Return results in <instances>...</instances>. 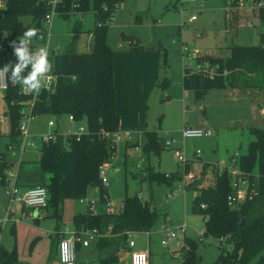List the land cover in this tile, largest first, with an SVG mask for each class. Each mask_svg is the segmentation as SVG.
Returning <instances> with one entry per match:
<instances>
[{"label":"trees","instance_id":"obj_1","mask_svg":"<svg viewBox=\"0 0 264 264\" xmlns=\"http://www.w3.org/2000/svg\"><path fill=\"white\" fill-rule=\"evenodd\" d=\"M123 2L93 0L90 7L87 0H61L57 6L59 17L69 18L74 12L92 13L97 24L92 30L89 52L80 54L70 49L55 56L52 68L56 78L54 91H42L31 110L35 117L73 116L77 123L84 122L87 126L88 133L80 141L69 138L67 146L64 138L59 136L57 142H50L39 151V164L47 176L43 187L48 190L49 207L54 209L56 217L61 215L66 199H81L89 188L100 185V168L110 162L113 154L111 138L103 137L104 133L119 132L120 123L114 88V52L107 43V36L114 12ZM0 4L4 8L0 11V67H3L10 61L15 63L10 43L18 41L24 31L31 28L37 30L38 37L47 36L44 21L49 12V0H0ZM23 18H28L29 23L25 24ZM80 33L75 30V38ZM123 39L132 48L139 46L128 38ZM31 40L29 48L32 50L46 44L45 39L33 37ZM163 57L160 70L169 67L166 56ZM204 60L219 64L221 70H227L229 74L205 80L184 68V88L193 90L198 100H202L209 90L224 87L264 91V44L232 47L228 57L205 55ZM169 86V79H165L164 88ZM31 101L32 95L22 94V86L8 78V87L0 98V136L8 137L10 144L19 141L20 112L23 104ZM3 127L7 129L6 134ZM253 135L256 141L240 166L239 177L247 184L246 199L242 203L230 206L228 198L234 191L232 178L227 170L219 171L213 164L186 162L183 175L177 172L166 175L149 167L147 176L143 177L151 185L171 187L185 182V190L197 194L193 213L205 218L204 237L218 239L222 250L214 264H264V130H254ZM129 147L141 148L146 156H159L164 150V142L162 136L152 131L145 133L142 143ZM3 156H0V185L7 183L6 171L13 164ZM162 219L151 201L133 196L125 198L119 212L76 215L74 230L76 233L97 230L98 249L109 253L101 264H117L118 251L128 249V234H148L160 226ZM225 244L232 249L228 251ZM197 249L198 242L188 238L183 264H201ZM0 264L18 262L14 253H8L0 246Z\"/></svg>","mask_w":264,"mask_h":264},{"label":"rangeland","instance_id":"obj_2","mask_svg":"<svg viewBox=\"0 0 264 264\" xmlns=\"http://www.w3.org/2000/svg\"><path fill=\"white\" fill-rule=\"evenodd\" d=\"M87 1L88 5L92 7L93 0ZM3 10V5L0 4V11ZM191 16H195L197 20L188 23L187 19ZM23 22L28 24L29 19L23 18ZM96 24L97 20L92 13L74 12L69 18L56 15L53 18L50 36L45 45L48 47L52 68L56 55L66 53L70 49H74L80 54L89 52L93 42L92 30ZM75 30L81 32L77 38L74 36ZM262 35H264V26L257 12L228 10L224 0H124L114 12L107 36V43L114 52V87L116 108L120 121L123 120L129 124L133 119L131 116L133 109H139L143 119L148 116V122H151L153 120L151 118L156 115L161 117L165 114L170 108L168 96L176 97L182 91L179 83L183 79L184 68L194 67L193 69H195L196 67V60L182 53L183 46L188 47L192 54L200 53L197 56L198 64L209 68L207 64L202 62L205 54L213 52L212 54L220 57H228L232 47L263 45ZM123 38H128L139 46L132 48L130 43ZM163 56H166L169 67L166 69L162 67L160 70ZM157 63L159 70L156 74L155 66ZM46 75H52V69ZM157 75L160 78L159 82ZM165 79H169L171 87L163 90ZM143 92L146 93V103L144 100L140 101ZM249 94L251 92L244 89H236L235 92L230 90L223 93L210 92L204 99V105H201L195 100L193 92H190L187 100L188 120L190 123L196 124L201 119L208 116L212 117L211 114L220 112L221 108L224 107L223 100L228 103L233 98H248ZM172 102V108L178 107V103ZM240 103L243 106L245 102ZM261 106L263 105L261 104ZM261 106L253 103V107L257 111L255 126L263 129L264 117L261 115ZM224 110L243 112L239 106L228 107L227 109L224 107ZM50 122L55 123L54 129L49 127ZM80 125L71 123L69 116L59 118L43 115L33 118L29 131L30 136L34 137L35 142L41 146L40 137L42 135H49L54 131L68 135L75 132ZM155 129H159L158 123H155ZM126 132L132 135L127 141L123 138ZM140 137L132 129L120 131L121 140L117 143L115 157L107 171L109 186L105 197L108 198V201L103 199L102 193L97 187L89 188L84 198L89 201V204L94 202L91 212L93 214H101L106 210L117 212L123 207L126 197L139 196L143 200L151 201L156 210L163 216L159 227L165 225L175 230L186 227V236L198 242L197 256L200 257L201 264H214L222 250L219 247L218 239L200 237L205 229V218L193 213L194 200L197 194L185 190V182H179L173 187H168L166 185H151L148 180L142 181L140 179L147 176L146 171L150 170L149 167L155 172L165 174L179 172L183 175L184 163L181 164L176 160L174 148H181L185 153L186 161L194 160L198 158L196 155L193 156V152H195L194 139L183 140L181 134L173 135L172 137L178 146L170 149L164 148L159 156L152 154L147 157L142 150L132 152L129 149L128 156L125 158V145L138 143ZM168 138H166L167 141ZM9 144L10 139L8 137L0 136V156L4 155L6 161L13 163L9 171L18 175L17 183L20 185L26 180L35 179V172H39L41 169L38 164L39 150L27 149L22 156V163H19V154L15 151L10 152L8 150ZM26 166L34 168L33 172L25 173L24 168ZM137 166L142 167L138 168ZM14 182L11 179L6 184L0 185V218H4V210L7 211L9 208V197L6 190H12ZM241 190L244 191L243 186ZM169 194L172 195L170 198L168 197ZM108 204L112 205L110 209ZM87 205L86 203L82 204L80 198L66 199L63 202L61 212L64 221L63 228H71L76 213L89 212L90 207ZM19 210L20 206L14 204L12 207L13 214L8 218L9 222L6 223V225L8 224L7 233L3 241V234L0 235V244L9 247L18 244L16 236L9 233L15 221H19L18 216L21 215ZM42 211L47 216L39 228L44 230L45 235L32 240L33 242L28 246L27 255L28 253L31 255L34 249L39 247L44 252L43 261L46 264L49 262L55 264L52 260L55 257H51L53 238L56 237L54 212L52 207ZM22 221L29 223L30 226H35L33 221L28 222L24 218ZM159 227L157 226L150 232V237L147 234H134L133 240L136 246L133 251L149 252L150 264H183L181 258L174 259L172 254L161 246L162 234L159 233ZM26 233H29V230H26ZM8 234L10 238H8ZM54 241H56L55 238ZM224 246L228 251L232 249L227 244ZM87 253L88 259L81 263L77 261V264H99L95 260L97 252L94 243L87 249Z\"/></svg>","mask_w":264,"mask_h":264},{"label":"crops","instance_id":"obj_3","mask_svg":"<svg viewBox=\"0 0 264 264\" xmlns=\"http://www.w3.org/2000/svg\"><path fill=\"white\" fill-rule=\"evenodd\" d=\"M224 1L226 2V0H224ZM212 53H207L205 55L219 56V55H215ZM158 63L155 66L156 74L159 70L158 69ZM151 77H152V75H151ZM156 77H157V80L159 82L160 81L159 76L157 75ZM179 84L182 88V91H181L182 93L180 92V94L176 95V97L172 96V95L168 96L170 99L168 101V104H169L168 106L170 108L167 109L165 114L161 115V117L156 115L154 118H151V119H153L151 122H148V116L144 117V119H143V117L140 115L139 109L138 110H136V109L132 110V107H130V109L132 110L131 116L133 117V119L131 120V122L129 124H126V122L121 120L119 123V132L121 130H125V129H132L134 132H137L138 135L141 136L139 138L138 143H142L144 138H145V133H147V132L156 131L160 136H162L163 142H165V141H167V139H166L167 137L170 138V139L168 138V141H170V140H175V139H173L174 137H172L173 135H178V134L182 135V131L185 127H190L193 129H210V130L214 131L213 137L204 138V139H194L193 140L194 141L193 146H194L195 152L201 151V154L198 158H196L194 160L187 161V162L200 161V162L207 163V164H213V165H216L218 167L219 171L227 170L229 172L230 170H233V169L240 170L241 161H242L243 157L248 154L251 144L256 141V137H255V135H253V131L254 130H264V128L262 129V128H258L255 126L256 125L255 122L257 120V111L253 107V103L254 104L257 103L259 106H261V104H262L263 106H261V115L264 117V91L259 90V89H248V88H241V87L240 88L239 87L238 88L224 87V88H220V89H211L207 92V94L210 92L223 93L227 90L235 92L236 89L248 90L249 92H251V94H249L248 98L245 97V99L233 98L228 103H226V101H224V100L222 101L223 106L226 107V109L228 107L232 108L234 106H239L243 109V112L224 110V107H222L221 108L222 110L220 112L218 111L217 113L211 114L212 117H209V116L205 117L204 119H201V121H199L198 123L192 124L188 120V112L189 111H187V107H188L187 106V104H188L187 100H188L189 93L193 92L195 100L201 105H204L203 104L204 99H205L207 94L204 96V98L202 100H198L196 98L195 92L193 90H186L184 88L183 79L181 80V82ZM170 87H171V84L169 87L164 88L163 90L169 89ZM169 92H171V91L169 90ZM141 100L142 101L144 100V103H146L147 98H146L145 92L142 93V96L140 97V101ZM172 101H175L176 104L178 103V107L172 108L173 107ZM240 102H245V103H243L244 105L241 106ZM117 113H118V111H117ZM221 113H222V115H220ZM155 123H158L159 129H155ZM3 132L5 134L7 133V129L5 127H3ZM183 140H184V138H183ZM129 146H131V145H129V144L125 145V151H126L125 152V158L128 156V150L129 149L132 152H136V150L133 147H129ZM176 146H178L177 142H176L174 147H176ZM176 149L181 150L180 147L174 148V150H176ZM140 150H142V149L140 148ZM195 152H193L194 153L193 156L196 155ZM184 156H185V153H184ZM147 157H149V156H147ZM175 158H176V156H175ZM39 160H40V156H39ZM39 160H38V164H39ZM176 160H177V158H176ZM19 161H20V158H19ZM21 163H22V159H21ZM33 169L34 168H32L31 166H26L24 168V172L25 173H27V172L32 173ZM174 173H176V172H174ZM177 173H179V172H177ZM35 174H36L35 179H33L32 181L26 180V181L22 182L20 185L17 183V179H16L15 184H16V187L20 193H25L29 189L36 188L39 186H44L46 184L47 176L42 171V169H40L39 172H35ZM166 175H169V174H166ZM140 179L142 181H145L143 179V177H141ZM175 184H177V183H175ZM18 185H19V187H18ZM166 186L170 187L169 185H166ZM173 186H171V187H173ZM245 186H243L244 189H245ZM169 196H172V195L169 194L168 197ZM13 205L14 204L11 205L10 216H12V214H13L12 213ZM17 205L20 206L19 212L21 215L18 216L19 221H15L13 227L10 229L9 234H13L16 236L18 244H16L15 246H11L13 249L7 245H4V244L3 245L0 244V246L5 251H7L8 253H14L18 264H46L45 261H43L44 252L42 250H40L39 247H36L31 255H29V253L27 255V249H28L29 244L34 241L33 240L34 238L35 239L41 238L45 235L44 230L39 228V227L43 222H45V217L47 215H44L42 210L26 208L20 204H17ZM120 210H122V208H120L118 211H120ZM5 212H6V210H4V215H5ZM53 212H54V209H53ZM54 213H53V217L55 218L54 229H55V235H56V237H54V238L56 239V241H54V238H53V247L51 248V257L52 256L55 257L52 259L53 262H55V264H61L59 262V258H58V244H59V241L63 237L69 238L70 233L75 231L74 230V219H73V224H71V228L68 227L67 229H64L63 228L64 221L62 220V216L59 215V217H56V216H54ZM87 213H89V212L76 213L74 215V218L76 215L87 214ZM106 213H108L107 210L101 214H106ZM112 213H115V212H112ZM23 218L25 221H28V222L33 221L35 226H30L29 223L23 222L22 221ZM0 219H2V218H0ZM8 222L9 221L7 220L0 227V235L3 234L2 241L5 238V234L7 233L8 224L6 225V223H8ZM25 229L29 230V233H26ZM47 233H48V231H47ZM9 234H8V238H10ZM188 238L192 239L190 237H188ZM192 240H195V239H192ZM92 243L95 244V249L97 252L95 260L99 264H101L102 260L105 259L106 256L109 255V253L108 252H101L98 249L97 240L92 242ZM91 244L88 247H84L82 245L77 246L76 264H77V261H79V263H81L82 261L88 259L87 249L91 246ZM131 252H132V250H130V249H120L118 251V263L117 264H130ZM126 259H127V262L125 263ZM47 264H50V262Z\"/></svg>","mask_w":264,"mask_h":264},{"label":"built area","instance_id":"obj_4","mask_svg":"<svg viewBox=\"0 0 264 264\" xmlns=\"http://www.w3.org/2000/svg\"><path fill=\"white\" fill-rule=\"evenodd\" d=\"M61 0H49V12L46 15L45 18V33L47 36H39V40H47V38L50 36L51 32V27H52V22L53 18L57 15V6L59 5ZM226 7L228 10H237V11H253L257 12L259 18L261 19L263 26H264V0H226L225 2ZM197 18L195 16H191L190 18L187 19L188 23H193L196 21ZM264 36V35H263ZM32 44V40L29 41V46ZM46 45V44H45ZM41 48V47H39ZM37 48V49H39ZM48 52V47L43 46ZM182 53L187 54L189 58H194L196 60V67L195 69L193 68H187L188 71L190 72L191 75H196L200 78H203L205 80H214L219 77H227L229 72L227 70L222 71L221 67L219 64L215 63H210L204 58L202 59V62L204 64H207L209 68H205L201 64H198L197 59L198 55L200 53H191L188 50V47L183 46L182 47ZM47 80L44 78H41V89L39 92H27L22 89V94H31L32 95V101L31 102H26L23 104V108L20 112L21 114V123L19 126V141L16 144H9L8 145V150L10 152H16L19 154L20 161L23 154L27 149L30 150H40L44 145L50 143V142H57L58 137L61 136L64 138L66 141V145L69 146V138H75L77 141H80L82 136L87 134V126L85 123H77L74 119L73 116H69V121L71 123H76V124H81L76 128L75 132L69 133L68 135H62L58 131H54L49 135H42L40 137L41 140V146H39L35 142V138L30 136V124L33 121V118H36L35 116L32 115L31 110L32 107L37 100V96L42 92V91H48V92H53L55 85H56V78L53 75H46ZM8 75L7 73L0 72V98L4 94V91H6L8 87ZM55 123L50 122L49 127L54 129L55 128ZM182 136L184 140L187 139H204V138H211L214 136V131L210 129H193L190 127H185L182 131ZM103 137H110L112 140V149H113V154L111 156L110 162L104 163L101 168H100V174H99V180H100V185L96 186L97 189L102 193V197L104 200L108 201V198L105 197L107 188L109 186V180L107 178V171L111 166L112 160L115 157L116 154V149H117V143L120 142V132L114 133V134H109V133H104ZM124 140H128L131 138V133L126 132L123 135ZM176 144L175 140H170L164 142V148L170 149L174 147ZM136 151H139L140 148H134ZM201 151L196 152V156H200ZM175 156L177 158V161L181 164H186L185 156L182 150L176 149L175 150ZM140 166H138L139 168ZM229 174L232 178V187H233V194H231L228 198L230 206H234L236 203H242L246 199V194H247V184L246 182L243 181L239 177L240 175V170L233 169L229 171ZM7 177V182H9L11 179H13L14 186L12 190L7 189L6 194L9 197V208L5 212L4 218L0 219V227L8 220L10 217L11 213V205L12 204H20L26 208H32V209H37V210H43L47 209L49 207V193L48 190L43 187L39 186L36 188H32L27 190L25 193H20L19 190L16 187V179H17V174L15 173H10V171H6ZM246 189L244 191L241 190V186H245ZM104 194V195H103ZM171 196H169L170 198ZM80 202L82 204L86 203L89 206L90 211L92 210V205H94V202H91L89 204V201H87L84 197L80 199ZM112 207L111 204H108V208L110 209ZM204 208V207H203ZM109 213H112L110 211L112 210H107ZM119 212V211H117ZM92 213V212H91ZM160 228V227H159ZM68 232V231H67ZM162 234L161 238V246L167 251H169L174 259L181 258L182 260L184 259V249L186 247V241L188 237L186 236L187 234V229L186 227H183L181 229H172L168 226H162L160 228V232ZM150 233L147 234V236L150 237ZM98 232L97 230H85L83 232L76 233L75 231L70 233L69 238H62L59 241L58 244V258L59 262L61 264H76V250L78 245H82L84 247H88L92 242L96 241L98 239ZM133 233L128 234V244L127 248L132 250L130 254V264H150L149 259V252L147 251H133L135 248V242L133 240ZM204 236V232L200 234V237Z\"/></svg>","mask_w":264,"mask_h":264},{"label":"clouds","instance_id":"obj_5","mask_svg":"<svg viewBox=\"0 0 264 264\" xmlns=\"http://www.w3.org/2000/svg\"><path fill=\"white\" fill-rule=\"evenodd\" d=\"M37 36V30L28 29L24 31L18 41H13L10 46L13 50L15 63L11 61L0 67V72L8 73L12 83H18L27 92H39L41 89V78L47 80L46 74L52 69L49 54L43 47L32 50L29 41Z\"/></svg>","mask_w":264,"mask_h":264},{"label":"water","instance_id":"obj_6","mask_svg":"<svg viewBox=\"0 0 264 264\" xmlns=\"http://www.w3.org/2000/svg\"><path fill=\"white\" fill-rule=\"evenodd\" d=\"M244 225V220L241 222V226H243Z\"/></svg>","mask_w":264,"mask_h":264}]
</instances>
